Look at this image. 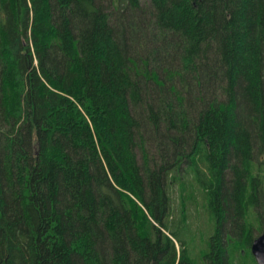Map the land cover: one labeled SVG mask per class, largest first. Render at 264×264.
Instances as JSON below:
<instances>
[{"label": "trees", "instance_id": "16d2710c", "mask_svg": "<svg viewBox=\"0 0 264 264\" xmlns=\"http://www.w3.org/2000/svg\"><path fill=\"white\" fill-rule=\"evenodd\" d=\"M114 2L0 0V264H256L264 0Z\"/></svg>", "mask_w": 264, "mask_h": 264}, {"label": "rangeland", "instance_id": "374dc122", "mask_svg": "<svg viewBox=\"0 0 264 264\" xmlns=\"http://www.w3.org/2000/svg\"><path fill=\"white\" fill-rule=\"evenodd\" d=\"M142 2H144V1H147V0H141ZM101 2L102 3H105V4H108L109 5V10L110 11H113V9H114V6H115V2H114V0L112 1V0H101ZM144 47V46H143ZM177 203V213L178 214H180V216L181 217H184V216H186V214H187V216L189 217V218H193V216H191V214H195V212H194V209L192 208V207H188V204H186V205H184V210H185V212H186V214H183L182 213V205H181V201H177L176 202ZM200 206V205H199ZM199 208H202L201 206L199 207ZM193 209V210H192ZM192 211V212H191ZM200 213H201V216L203 215H205L204 214V211L201 209V211H200ZM177 214V215H178ZM197 220V225L199 226V224H201V226L199 227V228H202V226H204V224L206 223V222H204V220H205V217H203V218H200V219H196ZM196 231H198V227H197V229H196ZM195 231V232H196ZM254 231L256 232V231H258L257 229H254ZM194 232V233H195ZM260 233H262V232H256V234H260ZM238 249V248H237ZM253 255V254H252ZM254 257V256H253ZM256 262V261H255ZM233 264H253L252 263V261L250 260V258L249 257H247V254H246V252H244L242 249L241 250H239L238 249V252H237V256H236V259H234V261H233ZM256 264H257V262H256Z\"/></svg>", "mask_w": 264, "mask_h": 264}, {"label": "water", "instance_id": "95a60500", "mask_svg": "<svg viewBox=\"0 0 264 264\" xmlns=\"http://www.w3.org/2000/svg\"><path fill=\"white\" fill-rule=\"evenodd\" d=\"M250 251L258 264H264V232L252 241Z\"/></svg>", "mask_w": 264, "mask_h": 264}, {"label": "bare ground", "instance_id": "6f19581e", "mask_svg": "<svg viewBox=\"0 0 264 264\" xmlns=\"http://www.w3.org/2000/svg\"><path fill=\"white\" fill-rule=\"evenodd\" d=\"M256 237H257V236H256ZM256 237H255V238H256ZM255 238H254V239H255ZM254 239H253V240H254ZM253 240H252V241H253ZM251 253H252V252H251ZM255 261H256V260H255ZM257 264H258V263H257Z\"/></svg>", "mask_w": 264, "mask_h": 264}]
</instances>
